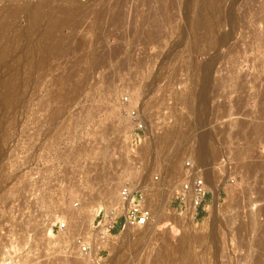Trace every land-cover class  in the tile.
Segmentation results:
<instances>
[{"label":"rangeland","instance_id":"rangeland-1","mask_svg":"<svg viewBox=\"0 0 264 264\" xmlns=\"http://www.w3.org/2000/svg\"><path fill=\"white\" fill-rule=\"evenodd\" d=\"M125 187L152 222L80 256ZM1 227L36 264H264V0H0Z\"/></svg>","mask_w":264,"mask_h":264},{"label":"built area","instance_id":"built-area-1","mask_svg":"<svg viewBox=\"0 0 264 264\" xmlns=\"http://www.w3.org/2000/svg\"><path fill=\"white\" fill-rule=\"evenodd\" d=\"M142 129V127H139ZM134 146L137 144L135 138ZM184 170V180L179 185L175 193L178 201L177 211L184 217L195 218L196 212L203 206V202L208 194L204 173L195 165L186 163ZM142 192L133 191L129 187L123 188L119 193V206L112 213L101 211L98 214L99 222L92 225L89 237L80 236L76 246L80 256H90L91 250H98L97 255L110 243L111 231L116 228L120 230L128 228H144L151 219V210L145 205ZM67 227L65 223H60L57 227L59 236L64 235ZM10 227L0 228V264H36L37 251L30 245H23L17 241ZM54 230H52V233Z\"/></svg>","mask_w":264,"mask_h":264},{"label":"bare ground","instance_id":"bare-ground-1","mask_svg":"<svg viewBox=\"0 0 264 264\" xmlns=\"http://www.w3.org/2000/svg\"><path fill=\"white\" fill-rule=\"evenodd\" d=\"M43 4V3H42ZM45 4V3H44ZM44 4H43V7H45L44 6ZM41 9H43L42 8V5L40 4H37L35 7H34V10H33V13H32V17L31 18H33L32 20L33 21H37L38 19H41L40 17H42V15H41ZM44 10V9H43ZM70 10V9H69ZM74 10V9H73ZM76 10H78V9H76ZM60 11V10H59ZM59 11H57V12H59ZM63 11V12H62ZM62 11H60L61 13L59 14V15H61V16H59L58 15V13L57 14H55V15H57V17H54L53 19V21H54V26H56V24L57 25H59L60 23H65V22H67V21H69V18H71V16L68 18L67 16H69V12L67 13L66 11H67V9H66V11H64V10H62ZM71 11V10H70ZM75 11V10H74ZM14 12V11H13ZM12 12V13H13ZM77 11H75V13H76ZM89 12V11H88ZM72 13V12H71ZM74 13V12H73ZM72 13V14H73ZM74 13V14H75ZM14 14V13H13ZM15 14H16V12H15ZM78 14V13H77ZM82 14V13H81ZM81 14H79V15H81ZM31 15V14H30ZM41 15V16H40ZM13 16V15H12ZM11 16V17H12ZM59 16V17H58ZM86 17V16H85ZM72 20V19H71ZM52 21V20H51ZM70 22V21H69ZM62 41V40H61ZM63 43V42H62ZM61 42H60V40L59 39H52V41L50 42V44L48 45V47H47V49L46 50H44V52H45V54H44V56L45 57H49V56H51V55H58V56H60V54H65L67 51H68V49H67V46H65V45H63ZM184 170H185V168H184ZM112 211H113V209H112ZM112 211H110V213H112ZM193 216V215H192ZM152 220H153V218L151 219V221L150 222H152ZM129 228L127 227V231H129L128 230ZM131 229V228H130ZM97 251L98 250H91V252H90V256H88V257H92V258H94L95 257V255H96V253H97Z\"/></svg>","mask_w":264,"mask_h":264}]
</instances>
